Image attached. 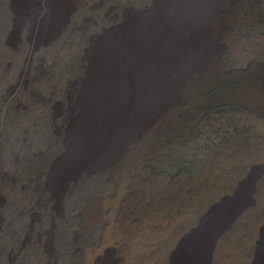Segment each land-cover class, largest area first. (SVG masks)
<instances>
[{
	"label": "rangeland",
	"instance_id": "obj_1",
	"mask_svg": "<svg viewBox=\"0 0 264 264\" xmlns=\"http://www.w3.org/2000/svg\"><path fill=\"white\" fill-rule=\"evenodd\" d=\"M0 113L8 264H264V0H0Z\"/></svg>",
	"mask_w": 264,
	"mask_h": 264
},
{
	"label": "bare ground",
	"instance_id": "obj_2",
	"mask_svg": "<svg viewBox=\"0 0 264 264\" xmlns=\"http://www.w3.org/2000/svg\"><path fill=\"white\" fill-rule=\"evenodd\" d=\"M123 69V68H122ZM124 70V69H123ZM122 71V70H121ZM124 72V71H122ZM122 76V75H121ZM120 78V77H119ZM123 78V77H121ZM123 81V80H122ZM112 108V107H111ZM110 108V109H111ZM109 110V109H108ZM107 110V111H108ZM106 111V112H107ZM109 112V111H108ZM1 114V113H0ZM101 116V115H100ZM101 124V123H100ZM4 127V126H3ZM5 153V152H4ZM8 154V153H7ZM10 154V153H9ZM8 154V155H9ZM18 154V153H17ZM12 155V154H11ZM5 156V155H4ZM75 156V155H74ZM3 157V155L1 156ZM0 157V158H1ZM8 157V156H7ZM77 157V155L75 156ZM5 158V157H4ZM11 158V157H10ZM74 158V157H73ZM78 158V157H77ZM76 158V159H77ZM13 159V158H12ZM78 160V159H77ZM2 161V160H1ZM75 161V160H74ZM18 162V161H17ZM8 163V164H7ZM5 165V167H2L1 163H0V168L2 167L3 169H5L7 172L11 173L13 176L15 174H13V172H15L16 170V166L14 164H10L9 162H7ZM75 163V162H74ZM73 163V164H74ZM19 164V163H18ZM79 164L76 163V165ZM54 167V166H53ZM1 168V169H2ZM38 169V168H37ZM63 170H65L64 167H62ZM1 171V170H0ZM38 171V170H37ZM18 174V173H17ZM15 175L14 177L16 178H19L20 176L19 175ZM27 174V173H26ZM3 175V174H2ZM10 175V174H8ZM7 175V176H8ZM21 175V174H20ZM5 176V175H4ZM12 176V177H13ZM6 177V176H5ZM4 177V178H5ZM9 177V176H8ZM34 177V176H33ZM1 178V177H0ZM7 179V178H6ZM22 179V178H21ZM21 179L19 178L18 181H16L17 183L16 184H13L15 186L13 187H10V183L8 185V187L10 188H7L8 189V201L6 200L5 203L4 202H1L2 201V197L0 196V249H2L3 246H6L5 247V251L8 252V255L6 254V256H4L5 258H1L0 259V264H8L7 261L10 262L9 259H11L10 257H14L16 256V252H15V249L18 247L17 246V240H16V233L17 232H21V228L19 227L20 225L18 224L19 222V216L22 215V202L23 201H26V196H27V191L25 192L24 191V187H23V184H22V181ZM8 181V179H7ZM21 181V183H20ZM3 182V181H2ZM13 182V181H12ZM2 185V184H1ZM5 186V185H4ZM7 186V185H6ZM33 186V185H32ZM5 188V187H4ZM4 207H6L4 209ZM14 217V221L12 220V218L10 217ZM9 216V218H8ZM17 217H18V220H17ZM21 217V216H20ZM21 220V219H20ZM23 221V219L21 220ZM20 221V222H21ZM19 222V223H20ZM20 228V229H18ZM23 228V227H22ZM26 229V228H25ZM48 230V229H47ZM26 231V230H25ZM24 233V232H23ZM18 236V235H17ZM46 237V236H45ZM48 240V239H47ZM50 240V239H49ZM22 241V240H21ZM4 248V247H3ZM19 249V248H18ZM48 249V248H47ZM4 250V249H3ZM26 251V250H25ZM22 253V252H21ZM25 253V252H24ZM5 255V254H4ZM30 258V257H29ZM32 258V256H31ZM21 259V258H20ZM16 260V258L14 259ZM18 260V259H17ZM16 260V261H17ZM25 261V264H37L36 262H34L33 260H26L24 259L22 263H24ZM21 262V261H20ZM18 264V262L16 263Z\"/></svg>",
	"mask_w": 264,
	"mask_h": 264
},
{
	"label": "trees",
	"instance_id": "obj_3",
	"mask_svg": "<svg viewBox=\"0 0 264 264\" xmlns=\"http://www.w3.org/2000/svg\"><path fill=\"white\" fill-rule=\"evenodd\" d=\"M232 82V84L235 82V81H231Z\"/></svg>",
	"mask_w": 264,
	"mask_h": 264
}]
</instances>
